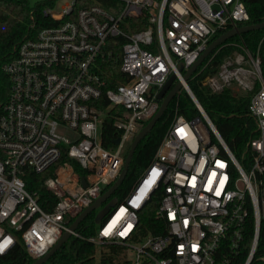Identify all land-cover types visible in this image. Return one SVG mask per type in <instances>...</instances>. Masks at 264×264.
Masks as SVG:
<instances>
[{
    "label": "built area",
    "instance_id": "2783aa9c",
    "mask_svg": "<svg viewBox=\"0 0 264 264\" xmlns=\"http://www.w3.org/2000/svg\"><path fill=\"white\" fill-rule=\"evenodd\" d=\"M89 1L78 10L77 0L59 12L55 5L45 7L53 23L13 45L9 59L0 64V255L19 237L33 261L52 248L69 221L117 180L134 137L160 106L157 93L175 73V82H183L199 114L191 119L175 115L153 161L88 240L98 256L100 247L122 246L121 264H252L264 229L260 45L253 52L237 43L205 80L213 93L250 95L246 115L251 122H244L241 157L184 80L217 34L248 23L245 1L121 0L118 14L104 0ZM142 15L148 18L146 28L123 27L125 19ZM115 37L126 40L120 69L127 81L106 88L99 59L112 55L114 48L106 46ZM102 96L123 108L114 120L119 142L114 139L110 147L102 141L108 116L98 106ZM66 130L76 137L70 139ZM63 153L87 173L79 176L69 161L56 165L45 183L59 200L47 211L23 176L28 167L49 169ZM154 197L159 204L152 220L162 232L141 234L140 212Z\"/></svg>",
    "mask_w": 264,
    "mask_h": 264
},
{
    "label": "trees",
    "instance_id": "16d2710c",
    "mask_svg": "<svg viewBox=\"0 0 264 264\" xmlns=\"http://www.w3.org/2000/svg\"><path fill=\"white\" fill-rule=\"evenodd\" d=\"M57 1L41 0L33 3L31 0H0V64L9 59L13 45L35 36L39 28L53 23L54 20L46 16L43 13V9L48 5H55ZM244 1L250 13V20L247 24L263 21L264 0ZM89 3V0H77L74 9L78 10ZM104 6L114 14H118L123 8V2L121 0H104ZM32 11H34V20L31 19ZM148 25L147 16L142 15L137 19H125L123 27L127 31H131L144 29ZM222 33L217 34L212 40ZM124 41L126 40L122 37L110 38L106 50L114 48L112 55L110 57L108 55L104 58L100 57L99 59L100 73L106 81V88H115L127 81L126 74L120 69L121 47ZM237 43L246 45L253 52H256L260 45V54L264 61V28L241 33L230 38L211 53L189 78L188 84L206 112L216 122L220 133L230 148L238 157H241L244 145V122H251L250 117L246 115L250 95H234L231 90H226L219 94L213 93L205 82L208 76L218 70L225 55L238 48ZM98 106L108 114L102 127V141L105 146L110 147L113 145L115 137L120 134V131L114 126L115 115L122 113L123 108L122 106H113L105 96H102ZM177 114H182L189 119L199 114L194 101L184 89L173 98L162 117L138 144L133 153L127 174L111 198H116L118 202H121L127 196L132 186L153 161L166 129ZM231 114H234V117H230ZM64 161L71 162L79 176H86V170L80 166L76 158L70 157L68 153H63L61 159L54 166L43 172H36L28 167L23 176L27 189L36 195L44 210L53 209L59 200L58 195L46 185L45 180L54 174L56 165ZM106 203H103L102 206ZM158 204V198L154 197L148 207L140 212L139 226L141 234H146L150 231L154 233L162 232L156 228L152 220ZM98 211L99 208L87 215L76 230L78 235L73 234L43 264H121L122 246L108 245L106 250H101L98 256L97 246L88 240L89 237L96 234L99 228V223L96 222ZM73 220L71 219L68 225ZM247 253L248 249L245 247L241 262L244 261ZM32 262L33 259L28 254L21 237H19L16 245L8 253L0 255V264H31ZM252 264H264V229L261 232L259 246Z\"/></svg>",
    "mask_w": 264,
    "mask_h": 264
},
{
    "label": "water",
    "instance_id": "95a60500",
    "mask_svg": "<svg viewBox=\"0 0 264 264\" xmlns=\"http://www.w3.org/2000/svg\"><path fill=\"white\" fill-rule=\"evenodd\" d=\"M251 1H258V0H251ZM263 28H264V20L257 23L239 25L223 32L222 34H220L218 37H216L214 40L210 42L207 48L201 53L199 58L189 67V69H187V71L184 74V80L188 81L189 78L197 71L198 67L205 61V59L209 57V55L213 53L221 44H223L230 38L241 33H246L249 31L259 30ZM182 69H183V65L179 63L178 70L180 71ZM175 79H176V74L173 73L157 93V100L161 101L160 106L158 110L155 112V114L150 118V120L141 128V130L134 137L127 152V155L125 157L124 166L117 180L110 187H108L102 193V195H100L90 206L86 207L81 213H79V215L69 225L68 229H66L62 233L58 241L52 246V248L45 255L36 259L31 264H43L51 256H53L65 244V242L74 234V232L77 230L82 220L92 211L100 208L96 214V222L101 223L111 212V209L116 206L118 201L116 198H111L112 194L114 193L118 185L124 180L136 147L141 142V140L151 131V129L155 126L157 121L162 117V115L168 108L173 98L177 96L183 89H185L183 86V82L182 81L175 82ZM185 90L189 93L188 89ZM114 142L117 144L119 142V138L115 139ZM82 180L83 183L86 184L85 179ZM105 202L107 203L104 206H102L103 203Z\"/></svg>",
    "mask_w": 264,
    "mask_h": 264
},
{
    "label": "rangeland",
    "instance_id": "374dc122",
    "mask_svg": "<svg viewBox=\"0 0 264 264\" xmlns=\"http://www.w3.org/2000/svg\"><path fill=\"white\" fill-rule=\"evenodd\" d=\"M32 2L37 1V0H31ZM72 0H59L55 6H54V10L55 11H61L63 10V7L66 6L67 4H69ZM230 54V53H229ZM227 56V55H225ZM185 90V89H184ZM175 117V116H174ZM173 117V118H174ZM64 134L68 135L70 139H73L76 137V133L71 131V130H66V131H62ZM100 209V208H99ZM107 246L104 248L106 250ZM101 250H104L103 247H100Z\"/></svg>",
    "mask_w": 264,
    "mask_h": 264
}]
</instances>
